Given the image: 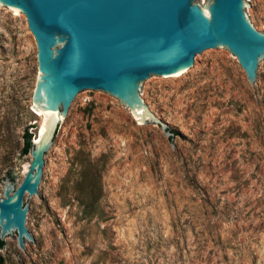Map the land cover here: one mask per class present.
<instances>
[{
  "label": "rangeland",
  "instance_id": "374dc122",
  "mask_svg": "<svg viewBox=\"0 0 264 264\" xmlns=\"http://www.w3.org/2000/svg\"><path fill=\"white\" fill-rule=\"evenodd\" d=\"M248 4L264 33V0ZM37 51L26 17L0 6V197L8 169L18 186L32 161L18 162L25 128L43 122L31 108ZM143 98L175 137L108 94L81 96L29 199L39 246L16 238L2 264H264V70L252 85L219 51Z\"/></svg>",
  "mask_w": 264,
  "mask_h": 264
},
{
  "label": "water",
  "instance_id": "95a60500",
  "mask_svg": "<svg viewBox=\"0 0 264 264\" xmlns=\"http://www.w3.org/2000/svg\"><path fill=\"white\" fill-rule=\"evenodd\" d=\"M0 6L26 17L38 50L31 108L43 124L31 133L23 181L17 186L20 171L8 169L0 198V241L17 238L25 251L26 242L39 246L29 199L38 195L50 152L81 96L108 94L144 127H160L173 139L143 98L147 85L188 79L198 58L219 51L237 58L252 85L264 70V33L251 22L248 0H0Z\"/></svg>",
  "mask_w": 264,
  "mask_h": 264
},
{
  "label": "trees",
  "instance_id": "16d2710c",
  "mask_svg": "<svg viewBox=\"0 0 264 264\" xmlns=\"http://www.w3.org/2000/svg\"><path fill=\"white\" fill-rule=\"evenodd\" d=\"M175 134H177V133L175 132ZM33 137H34L33 134H31V133H29L27 131L26 136H25V148H24V152L25 153L30 152L31 146H32L31 140H32ZM3 244H4V242L0 241V248L3 246ZM0 261H1V264H2L1 258H0Z\"/></svg>",
  "mask_w": 264,
  "mask_h": 264
},
{
  "label": "bare ground",
  "instance_id": "6f19581e",
  "mask_svg": "<svg viewBox=\"0 0 264 264\" xmlns=\"http://www.w3.org/2000/svg\"><path fill=\"white\" fill-rule=\"evenodd\" d=\"M42 122H41V124H40V126H39V129H38V132L40 131V129H41V127H42ZM38 132H37V134H38ZM31 164V163H30ZM30 164H28V165H26L25 166V170H24V173L26 174L27 172H28V170H29V167H30ZM1 198V197H0Z\"/></svg>",
  "mask_w": 264,
  "mask_h": 264
}]
</instances>
